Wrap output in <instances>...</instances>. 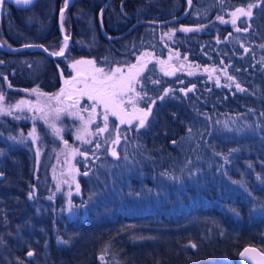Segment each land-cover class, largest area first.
I'll return each mask as SVG.
<instances>
[{
    "label": "trees",
    "instance_id": "16d2710c",
    "mask_svg": "<svg viewBox=\"0 0 264 264\" xmlns=\"http://www.w3.org/2000/svg\"><path fill=\"white\" fill-rule=\"evenodd\" d=\"M104 1L72 0L58 59L0 51V103L33 87L54 92L78 59L109 71L147 55L132 91L141 115L151 111L143 127L118 129L116 157L85 146L70 202L55 191L50 151L37 157L25 122L0 114V264H240L245 246L264 253V0H190L180 20L114 40L98 29ZM63 2L3 3L0 43L50 51ZM184 9L185 0H110L100 21L116 35ZM167 55L195 71L155 65ZM242 118L253 129L239 137Z\"/></svg>",
    "mask_w": 264,
    "mask_h": 264
},
{
    "label": "rangeland",
    "instance_id": "374dc122",
    "mask_svg": "<svg viewBox=\"0 0 264 264\" xmlns=\"http://www.w3.org/2000/svg\"><path fill=\"white\" fill-rule=\"evenodd\" d=\"M234 13L235 15L232 16L241 15ZM62 30L64 35L68 36L63 25ZM62 47L63 41L60 36L55 47L48 51L56 53ZM77 61L87 60L78 59L74 61L73 71L71 70L72 78L61 82L59 88L54 92H42L33 87L19 91V96L13 100L0 103V114L3 117L13 121L25 122L26 140L37 157H42L45 150L50 151V170L54 178L55 191L62 194L64 200L69 202L72 196L77 193L76 177L80 170L76 165L79 161L76 159L83 154L84 149L88 148L85 146L92 144L95 156L98 155L99 151L103 152V146H107V155L116 157L117 150L113 145L118 144V129L130 125L139 126V120L144 115H141L143 113L141 109L133 104L136 99V94L133 91H125L116 95L114 103L110 104V110L106 111L104 106L100 104L95 105V110H93L94 101L90 100L86 94H82L87 91L86 85L91 86L94 77L98 80L104 79L105 76H111L113 73L117 79L132 75L135 76L136 80L147 63L151 61V57L141 55L125 67L115 66L109 71L103 69V74L96 72V69L102 68L94 63L77 64ZM154 63L169 73L195 71L190 63L183 62L172 55H167L161 60L154 59ZM116 69L120 71L116 72ZM62 89L63 93L61 92ZM22 101L23 103H21ZM73 104H75L74 107ZM58 109L63 111L58 112ZM113 111L116 112V115L112 114ZM70 113H75V115H70ZM105 116H107V120H105ZM42 117H46V119ZM121 120L125 122L121 123ZM236 124H239L237 131L239 137L246 136L253 129L251 124L248 126L243 123V118L238 120ZM33 129H35L34 136L30 135ZM55 129L59 131L56 132ZM95 158L97 157H91L89 161L91 162ZM86 159L82 161L86 162Z\"/></svg>",
    "mask_w": 264,
    "mask_h": 264
},
{
    "label": "water",
    "instance_id": "95a60500",
    "mask_svg": "<svg viewBox=\"0 0 264 264\" xmlns=\"http://www.w3.org/2000/svg\"><path fill=\"white\" fill-rule=\"evenodd\" d=\"M35 0H31V3L29 4H24V3H17V0H0V19H1V14H2V5L3 3L9 4L11 6H13L14 8L17 9H22L25 7L30 6ZM110 2V0H105L104 3L102 4V6L100 7L98 14H97V22H98V29L100 34L103 36V38L105 39H109V40H114L116 38H119L123 35H125L133 26L138 25V24H142V23H150L152 25H164V24H168V23H173L175 21L180 20L181 18H183L189 8H190V0H185V9L179 13L178 15L166 18V19H162V20H154V21H146V20H137L134 21L129 27H127L123 32L116 34V35H106L103 33L102 30V26H101V22H100V16L103 12V10L105 9V7L107 6V4ZM72 3V0H68L67 5L65 6V2L62 5V7L58 10V15H57V30H58V34L61 36L62 41H63V49H64V54L67 51L68 47H69V43H70V38L69 36H67V40H65V35L63 33L62 30V24H61V19H62V15H61V9H63V14L66 11V9L70 6V4ZM45 47L42 46L41 44H23V45H16V46H12V45H4L0 43V51L5 52V53H13V52H17V51H22V50H37L39 52H41L42 54H44L45 56L52 58V59H58L60 57H62L63 55H52V52L49 51H45ZM76 76H80V75H76ZM237 259L239 261L240 264H264V253L259 251L257 248H255L254 246H245L242 249L239 250V252L237 253Z\"/></svg>",
    "mask_w": 264,
    "mask_h": 264
},
{
    "label": "snow or ice",
    "instance_id": "6c2138e0",
    "mask_svg": "<svg viewBox=\"0 0 264 264\" xmlns=\"http://www.w3.org/2000/svg\"><path fill=\"white\" fill-rule=\"evenodd\" d=\"M17 3H24V4H29L31 3V0H17ZM68 0H65V6L67 5ZM250 8L252 6H249ZM63 9H61V15H63ZM237 12H239L241 15H251V11L248 12H244L243 9H237ZM235 15V13L233 14ZM222 19V18H221ZM233 23H235V20H233ZM187 31V29H185ZM65 40H67V36H65ZM45 51H48L47 49H45ZM52 55H63L64 54V49L61 48L59 52L56 53H51ZM77 64L79 63H88V64H92L93 61H77ZM135 67V66H133ZM119 69H116V72H119ZM96 72L103 74V69H96ZM167 74V73H166ZM138 75V73H137ZM229 79H231V77H229ZM135 82V76L129 75L127 78L124 77H120L119 79H117L115 77V73H113V75L111 76H105L104 79H96L95 77L93 78V84L91 86L86 85V89L87 91L83 92L82 94H86L88 96V98L92 101H94L93 104V110H95V105L100 104L103 105L105 110H110V104L114 103V98L116 95L118 94H122L125 91L131 92L133 90V84ZM67 83V81H66ZM237 88L239 89V85H237ZM242 90V89H241ZM167 91V90H166ZM61 92L63 93V89L61 90ZM3 97L0 96V99H2ZM162 99V97H161ZM23 103V101L21 102ZM73 107L75 106V104L72 105ZM17 107H19V105H17ZM59 111H63L62 109H58ZM151 111V108L148 109V111L144 112L143 117L139 120V126L143 127L145 124V121L147 119L148 116V112ZM113 115H116V112L113 111L112 113ZM70 115H75V113H70ZM44 119H46V117H42ZM105 120H107V116H105ZM124 120H121V123H124ZM129 123H131V121H128ZM107 126V125H106ZM56 132H58V129H55ZM101 131H103V129H101ZM30 135H35V129H33L32 133H30ZM79 138V137H78ZM113 155H115V153H113ZM0 175H2V173H0ZM78 187V186H77ZM31 197V194H29ZM66 243V242H65ZM193 248L196 247L195 244L192 245ZM29 256L32 255V252L28 253Z\"/></svg>",
    "mask_w": 264,
    "mask_h": 264
},
{
    "label": "bare ground",
    "instance_id": "6f19581e",
    "mask_svg": "<svg viewBox=\"0 0 264 264\" xmlns=\"http://www.w3.org/2000/svg\"><path fill=\"white\" fill-rule=\"evenodd\" d=\"M104 11V10H103ZM101 17V16H100ZM101 22V21H100ZM24 148V147H23ZM21 150V149H20ZM25 151V150H24ZM24 151H22V152H24ZM24 155V154H23ZM9 175V174H8ZM10 176V175H9ZM7 178H8V176H7ZM9 179V178H8ZM12 212V211H11Z\"/></svg>",
    "mask_w": 264,
    "mask_h": 264
}]
</instances>
